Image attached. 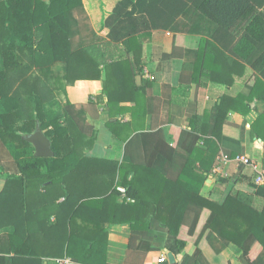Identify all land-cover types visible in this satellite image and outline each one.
I'll return each mask as SVG.
<instances>
[{
  "label": "trees",
  "instance_id": "trees-1",
  "mask_svg": "<svg viewBox=\"0 0 264 264\" xmlns=\"http://www.w3.org/2000/svg\"><path fill=\"white\" fill-rule=\"evenodd\" d=\"M128 6H132L131 11H127ZM263 6L264 0H123L115 10L102 15L101 24L120 25L136 13L145 14L153 29L168 30L184 12H193L195 28L205 29L208 38H198L193 44L197 58L186 81L200 88L207 81L220 83L218 61L220 56L227 57L225 52L237 58L233 63L243 69L240 62L253 72H264ZM82 10V0H0V175L5 178L0 207L6 204L9 213L15 210L14 221L8 220L15 227L10 243L19 241L11 247V257L0 256V264H42V257L104 264L106 224L116 223L163 235V248L174 256L191 244L195 250L189 264H196L215 233L240 248L243 264H251L249 245H257L264 252V202L261 209L252 206L243 198L249 193L233 192L236 182L230 178H216L226 185L218 201L201 197L200 190L220 150L217 132L229 111L245 118L251 114L249 133L264 140V114L254 110L257 102L264 103V75L250 77L253 82L247 95L221 97L212 109V125L204 116L202 125L206 128H198V118L191 121L189 130L170 128V142L157 140L146 165L89 158L86 152L96 138L82 132L69 103L60 106L52 97L49 83L57 85L53 90H62L65 96L61 84L102 80L103 90L97 98L106 100L105 110L112 118L126 112L124 107L114 109V101L135 107L150 82L142 78L138 36L121 35L120 46L94 33L88 45L74 42L78 36L74 13ZM188 39L174 37L163 69L177 66L183 47L189 46L181 43ZM56 64L61 65L60 71L53 70ZM136 77H140L139 85ZM50 97L54 101H49ZM105 126L121 127L118 120ZM37 129L50 142L52 158L36 157L33 146L24 140ZM209 132L212 135L204 138ZM200 138H204V150L197 146ZM179 149L187 151L184 161L174 157ZM156 154L169 162L165 175L152 168ZM118 185L126 188L132 203L116 204ZM252 188L254 195L264 199L263 187ZM34 196L37 204L32 201ZM61 196L64 202L56 205ZM32 205L43 212L42 217L30 216ZM93 207L109 213V217H82L83 211ZM61 209H68L66 218L58 217ZM127 213L130 217L123 218ZM52 215L55 219L50 223ZM47 231H60L61 248L35 252L30 248L34 236ZM215 259L228 264L220 256Z\"/></svg>",
  "mask_w": 264,
  "mask_h": 264
},
{
  "label": "crops",
  "instance_id": "crops-1",
  "mask_svg": "<svg viewBox=\"0 0 264 264\" xmlns=\"http://www.w3.org/2000/svg\"><path fill=\"white\" fill-rule=\"evenodd\" d=\"M109 1L111 0L98 2L97 0H82L84 10L89 14L93 13L97 19L96 27L99 30L93 29L94 35L119 46L121 35L131 33L138 36V42L142 45V78L150 83L145 88L144 98L135 107L128 102L114 101V109L124 107L126 112L123 115L115 114L112 118L105 110L106 100L97 98L103 90L102 80H77L72 85L64 87L65 102L72 107V115L74 114L75 118L79 120L82 132L85 135L93 134L97 142L98 132L101 131L100 145L97 146L95 142L86 152V156L89 158L112 159L121 163L146 165L155 149L157 140L170 142V128L189 130L191 121L197 118L201 119V122L197 124L198 128H206L205 125H202L204 116L209 117V123L212 125L214 118L212 109L221 97L247 95L253 82L250 77L254 75V77L261 78L264 75V72H253L244 62H240L241 65H244V69L234 64L233 61L237 58L225 52L227 57L220 56L218 61L220 83L207 81L200 88L187 83L186 80L190 78L193 64L197 58L193 44L198 38H208L205 29L203 31L202 28H195V22L192 19L193 12L190 13L189 10L184 12L168 30L153 29L145 14L136 13L127 17L120 25L111 24L106 27L101 24L102 12L98 6L100 7L101 3L106 12H111L113 5L110 6ZM95 2H97L96 6ZM263 10L261 9L262 12H264ZM106 12L103 11L104 16L108 14ZM93 28L95 27L93 26ZM176 35L188 36L189 39L182 41L181 45L188 44L189 46L183 47L182 57L177 59V66H166L163 69V63L164 65L168 64L167 57L172 53L173 40ZM81 41V37L77 36L76 43ZM90 43H92V36L90 42L84 45ZM149 76L153 77V80H150ZM89 99H92L91 102ZM254 110L258 114H264V103L257 102ZM252 118L251 114L245 118L235 111L227 113L223 126L218 128L220 150L216 157L222 154L227 156L228 160L221 164L220 170L216 172L215 157L212 171L200 190L201 197L218 201L224 194L226 185L216 182V178H230L236 182L233 192L249 193V196H243L244 200L255 208L261 209L264 199L253 194L252 186L262 187L254 184V177L258 171H264V140L262 141L249 133V121ZM117 120L121 127L108 128L105 126L106 123ZM211 135L209 132L204 135V138ZM203 139L200 138L197 142V146L202 150L206 149ZM186 154L185 149H179L174 157L184 161ZM239 158L249 159L251 165H242ZM151 165L161 175H165L169 169V162L161 154L154 156ZM131 175L129 174L128 178ZM4 185L5 178L0 175V192ZM80 185L82 186L83 183ZM143 185H147V183L143 182ZM117 188L124 189V194L118 192ZM115 190L117 192L116 204L133 202L131 197L127 196L125 187L118 185ZM39 193L44 192L39 191ZM32 201L37 204L35 203L37 197H32ZM63 202L64 198L61 196L55 201V204L60 206ZM5 207L6 204H2L0 207V256L11 257V247H16L19 241L10 243V237L14 234L15 227L8 224V220L12 218L14 221L16 212L13 210L12 213H9ZM53 210L58 212V209ZM98 210L96 207L85 210L82 212V217L99 219L109 217V213H100ZM68 212V209H61L58 217L66 218ZM29 214L42 217L43 212L39 211L36 205H32ZM127 217H130V213L123 214V218ZM54 219L55 217L52 215L49 222H54ZM106 227L104 264H171L167 258L169 252L163 248L165 243L163 235L156 234V232L133 230L126 223L106 224ZM62 228L64 229V227ZM59 235H62L60 231L38 233L37 236H34L30 248L38 253L55 252L61 248L63 240V237H58ZM212 237H214L211 238L212 241H208L204 248L201 247V249L203 248L202 256L196 260V264H222L219 259H215L217 256H220L228 264H243L241 262L242 252L238 246L221 240L215 233ZM194 250L195 247L188 244L185 251L179 256L172 254L173 264H189V257ZM161 256H165L166 261L159 262ZM41 259L42 264H75L68 258L42 257ZM248 259L251 264H264V252L257 245H249Z\"/></svg>",
  "mask_w": 264,
  "mask_h": 264
},
{
  "label": "rangeland",
  "instance_id": "rangeland-1",
  "mask_svg": "<svg viewBox=\"0 0 264 264\" xmlns=\"http://www.w3.org/2000/svg\"><path fill=\"white\" fill-rule=\"evenodd\" d=\"M98 1H101V0H97ZM114 1V3H113ZM116 0H111L109 1V4L110 6L113 5V10H115V6H117L118 3L122 2L123 0H117V2H115ZM97 2L94 3V5L96 6L97 5ZM104 5V4H103ZM132 6H128L127 7V11H131V8ZM98 9L102 11V15H104L103 11H105V8L104 6H102V4L100 3V7L98 6ZM261 9H264V6L261 8ZM264 11V10H263ZM262 12V11H261ZM106 13H110V12H106ZM264 14V12H262ZM97 15V14H96ZM74 16L77 20V32H78V37H81V42L83 44H86L88 42H90L91 40V33H94L93 29L94 30H99L97 27H96V24L98 23L97 22V19L96 17L93 15V13L90 12V14L88 12H86L83 8V10L81 12H76L74 13ZM93 26L95 28H93ZM74 42L76 43V38L74 39ZM88 45V44H87ZM53 70L54 71H60L61 70V65L59 64H56L53 66ZM48 90H51L52 91V97L58 102L60 103L59 105H63L65 107V97H64V94H63V91L62 90H53L54 87H57V85H52L51 83H49L48 85ZM59 87H63V84H61ZM61 88V89H62ZM50 97V100L49 101H54V99ZM92 100V99H91ZM94 102V101H93ZM101 131L98 132V139H97V142L95 143L97 146L100 145L101 141L100 139L102 138L101 136ZM87 136H91L90 134L87 135Z\"/></svg>",
  "mask_w": 264,
  "mask_h": 264
},
{
  "label": "water",
  "instance_id": "water-1",
  "mask_svg": "<svg viewBox=\"0 0 264 264\" xmlns=\"http://www.w3.org/2000/svg\"><path fill=\"white\" fill-rule=\"evenodd\" d=\"M136 82L137 85H139V77L136 78ZM24 140L33 146L36 157L52 158L54 156V153L50 147V142L47 140L41 130L37 129L35 133L25 136ZM167 258L169 263H174V259L171 253H168Z\"/></svg>",
  "mask_w": 264,
  "mask_h": 264
},
{
  "label": "built area",
  "instance_id": "built-area-1",
  "mask_svg": "<svg viewBox=\"0 0 264 264\" xmlns=\"http://www.w3.org/2000/svg\"><path fill=\"white\" fill-rule=\"evenodd\" d=\"M149 79L150 80H153V77L149 76ZM228 160V157L225 156V155H219L218 157H216V168H215V171L218 172L220 170V165L225 163L226 161ZM239 162L242 164V165H251V161L247 158H239L238 159ZM254 184L256 186H262L264 187V171H258L257 172V175L254 177ZM117 191L124 194L125 190L122 189V188H117ZM166 261V257L165 256H161L159 258V262H164Z\"/></svg>",
  "mask_w": 264,
  "mask_h": 264
}]
</instances>
